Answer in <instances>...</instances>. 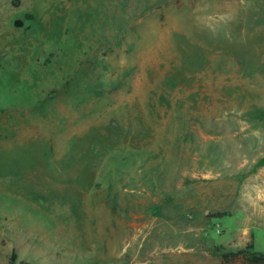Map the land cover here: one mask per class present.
Masks as SVG:
<instances>
[{"label":"rangeland","instance_id":"374dc122","mask_svg":"<svg viewBox=\"0 0 264 264\" xmlns=\"http://www.w3.org/2000/svg\"><path fill=\"white\" fill-rule=\"evenodd\" d=\"M226 151L264 154V0H0V264H247Z\"/></svg>","mask_w":264,"mask_h":264},{"label":"crops","instance_id":"0c3cea01","mask_svg":"<svg viewBox=\"0 0 264 264\" xmlns=\"http://www.w3.org/2000/svg\"><path fill=\"white\" fill-rule=\"evenodd\" d=\"M226 136L227 138L223 144L238 143L240 141L244 143L262 142V138L257 135L239 136L235 134H227ZM225 153L228 156V161H226L224 165L226 170L229 169V171L227 170L229 174H237L240 173V171H242V175L248 174L244 180L245 191L249 190L256 192V196L242 193L241 199L244 200L245 203L247 201L248 203H251L250 206H253L255 208L253 211H257L260 207L262 208L261 210H264V154H261V152L259 151V156L256 155L255 157H251L252 155H244L243 157L240 156L236 151H226ZM251 175L252 177L250 178L249 176Z\"/></svg>","mask_w":264,"mask_h":264},{"label":"trees","instance_id":"16d2710c","mask_svg":"<svg viewBox=\"0 0 264 264\" xmlns=\"http://www.w3.org/2000/svg\"><path fill=\"white\" fill-rule=\"evenodd\" d=\"M254 249L252 239L243 249L236 251L221 252V258L224 263H232L241 258L247 264H264V253L257 252ZM6 264H30L29 262L20 259L17 252L12 250Z\"/></svg>","mask_w":264,"mask_h":264}]
</instances>
